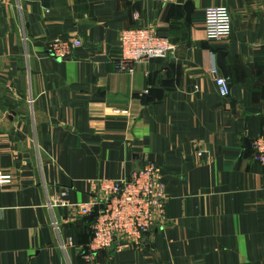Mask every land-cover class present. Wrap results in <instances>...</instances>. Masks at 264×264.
Masks as SVG:
<instances>
[{
    "label": "crops",
    "instance_id": "1",
    "mask_svg": "<svg viewBox=\"0 0 264 264\" xmlns=\"http://www.w3.org/2000/svg\"><path fill=\"white\" fill-rule=\"evenodd\" d=\"M213 6L231 13L224 42L206 39ZM148 26L169 40L168 57L118 73L120 33ZM57 38L83 45L56 59ZM263 134L264 0H4L0 264H82L88 219L49 202L64 190L87 203L92 181L148 163L163 172L167 223L144 249L97 264H264V166L252 149Z\"/></svg>",
    "mask_w": 264,
    "mask_h": 264
},
{
    "label": "built area",
    "instance_id": "2",
    "mask_svg": "<svg viewBox=\"0 0 264 264\" xmlns=\"http://www.w3.org/2000/svg\"><path fill=\"white\" fill-rule=\"evenodd\" d=\"M172 4L179 0H141ZM4 0H0V7ZM206 39L210 43L224 42L232 34V17L226 6H213L205 11ZM83 43L74 38L54 39L49 44V53L60 60L69 59L74 49ZM120 55L115 61L118 73L133 74L138 65L147 60H161L172 50L168 39L160 37L155 26L126 29L119 36ZM219 95L230 96V85L220 76L219 70H211ZM254 159L264 166V134L252 142ZM0 175V181H1ZM90 199L84 204H71L68 192L60 191L49 205L75 207L83 218H94L91 224L92 239L81 250L82 264H97L101 253H118L127 250H142L149 234L167 223L168 197L160 167L148 163L123 179H97L91 182ZM55 225V224H54ZM73 237L61 241L64 251L73 247Z\"/></svg>",
    "mask_w": 264,
    "mask_h": 264
},
{
    "label": "trees",
    "instance_id": "3",
    "mask_svg": "<svg viewBox=\"0 0 264 264\" xmlns=\"http://www.w3.org/2000/svg\"><path fill=\"white\" fill-rule=\"evenodd\" d=\"M88 219V221H89V224L91 225L93 222H94V218L93 217H91V218H87ZM91 230V229H90ZM90 237H91V239H92V230L90 231ZM91 239H90V241H91Z\"/></svg>",
    "mask_w": 264,
    "mask_h": 264
},
{
    "label": "water",
    "instance_id": "4",
    "mask_svg": "<svg viewBox=\"0 0 264 264\" xmlns=\"http://www.w3.org/2000/svg\"><path fill=\"white\" fill-rule=\"evenodd\" d=\"M169 55V54H168ZM168 55H167V57H168Z\"/></svg>",
    "mask_w": 264,
    "mask_h": 264
}]
</instances>
